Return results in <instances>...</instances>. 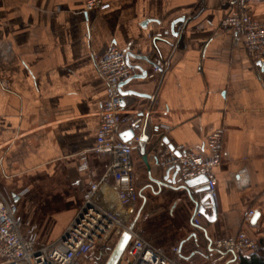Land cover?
<instances>
[{
	"label": "crops",
	"instance_id": "crops-1",
	"mask_svg": "<svg viewBox=\"0 0 264 264\" xmlns=\"http://www.w3.org/2000/svg\"><path fill=\"white\" fill-rule=\"evenodd\" d=\"M105 1L106 9L88 12L85 0H0V189L19 194L18 200L22 182L61 172L84 193L90 177L103 175L110 157L92 149L108 86L94 56L116 45L136 55L130 64L148 73L170 61L160 87L148 75L141 78L139 68L122 86L144 94L124 96L127 109L152 107L142 131L151 174L137 147L134 151L135 165L140 162L147 171L151 197L163 199L161 210L151 200L147 212L153 219L169 211L171 222L176 213L182 220L170 225L172 239L155 242L148 236L167 249L178 244L202 264L217 238L245 231L259 243L264 237V48L254 58L244 35L222 21L242 7L264 20V0ZM218 128L224 129V144L222 164L215 169L217 209L197 226L192 220L197 203L181 187L176 166H160L158 154L169 145H184L208 157L207 137ZM85 150L89 172L80 169ZM166 170L170 186H160L153 179L164 180ZM256 212L260 216L252 223Z\"/></svg>",
	"mask_w": 264,
	"mask_h": 264
},
{
	"label": "built area",
	"instance_id": "built-area-1",
	"mask_svg": "<svg viewBox=\"0 0 264 264\" xmlns=\"http://www.w3.org/2000/svg\"><path fill=\"white\" fill-rule=\"evenodd\" d=\"M108 6L105 0H85L88 12H100ZM222 26L244 35L249 52L258 59L264 48V20L255 19L242 7L241 10L233 9L222 21ZM94 60L108 86V97L100 111L96 145L92 149L98 156L110 157L105 171L98 179H88L76 214L56 239L47 242L40 239L38 225L21 215L19 194L7 195L0 189V264H99L100 251L110 244L116 245L124 232L130 233V240L117 264H202L192 256H185L178 244L168 249L155 244L143 226L150 218L146 210L143 209L131 228L140 198L134 151L152 107L127 109L122 104L125 98L122 84L132 74L126 51L111 45L103 53L96 54ZM169 67L168 60L156 64L148 77L156 80L160 87ZM261 83L264 87V78ZM157 96L155 91L150 101L154 103ZM127 130L134 133L130 140L123 136ZM207 144L211 151L208 157L184 145L167 146L158 154L160 166H178L184 182L201 175L206 177L203 183L192 187H206L196 194L198 204L192 220L197 226L204 214L213 215L217 209L219 192L215 169L222 164L224 129L212 131ZM88 153L86 150L81 153L80 169L86 172L90 170ZM74 183L80 184V179ZM257 248L258 240L245 231L223 236L213 240V254L208 257L207 264H240L246 252Z\"/></svg>",
	"mask_w": 264,
	"mask_h": 264
},
{
	"label": "rangeland",
	"instance_id": "rangeland-1",
	"mask_svg": "<svg viewBox=\"0 0 264 264\" xmlns=\"http://www.w3.org/2000/svg\"><path fill=\"white\" fill-rule=\"evenodd\" d=\"M136 169L137 180L140 186V198L138 199L137 210L144 204L143 209L147 211L146 207L152 206L153 202L151 200H157L158 204L155 208L161 210L163 199L160 197L153 199L150 191L146 188L148 176L145 167L138 162ZM82 196L83 190L77 188L71 181H65L64 175H61L60 172L57 176H42L40 181L38 179L22 182V197L18 199V205L21 215L26 221L38 225L40 239L47 242L56 239L60 235L70 221L74 210L79 208ZM160 212H157L153 219L150 216L143 224L146 233L155 242L157 237L172 239L174 234L171 233L170 225H174V222H182L177 213L174 222H171L169 211L162 215ZM159 224H167L168 226L165 230H159ZM114 247L113 243L100 251L99 264H106Z\"/></svg>",
	"mask_w": 264,
	"mask_h": 264
},
{
	"label": "water",
	"instance_id": "water-1",
	"mask_svg": "<svg viewBox=\"0 0 264 264\" xmlns=\"http://www.w3.org/2000/svg\"><path fill=\"white\" fill-rule=\"evenodd\" d=\"M132 56H136V55H134L131 52H127V59L129 61L130 67L132 69L133 68H139L143 72V75L141 76V78L147 77L148 72L146 70H144L140 66H135V65L130 64V57H132ZM137 57H142V58H145L146 60H149L147 57H143V56H137ZM122 86H123V84H122ZM122 94L124 96L129 95V94H135V95H138V96H144V94H142V93H138L136 91H124L123 89H122ZM122 104L125 105V100L122 101ZM133 134L134 133L131 130L125 132L123 134L124 139L125 140H130L131 137L133 136ZM147 141H148L147 136L143 135L142 138H141L140 143L137 146V149H138V152H139L140 156L142 157L143 161L147 164L149 173L151 174V166H150L149 161H148L149 160V155H148V152H147V149H146ZM169 147H172V146L169 145ZM176 168H177V170H179L178 166ZM169 171L170 170H166V174L164 176V180L165 181L164 180H156V179H153V180H155L160 186H170V184L167 182V181H169V179H168L169 178L168 177ZM150 177L152 178L151 175H150ZM205 180H206V177L201 175V176H198V177H196L194 179L187 180V181L184 182L183 185H181V187L188 189V191L192 195V199H194V201L197 204H198V201H197L196 197L194 196V194L196 195L199 192H203L204 190H206V187L202 186V187H199V188H196V189H193V190L191 188L196 186V185H198V184L203 183ZM143 208H144V204L138 210L136 218L131 223V228L134 227L136 221L138 220L140 214L143 211ZM259 216H260L259 212L254 213V215L252 216V219H251L252 223H256V221L258 220ZM129 240H130V233L129 232H124L122 234V236L120 237L119 241L117 242V244L115 245V247L113 249V252L110 255V257H109L108 261L106 262V264H117L120 256L122 255L123 251L125 250L128 242H129Z\"/></svg>",
	"mask_w": 264,
	"mask_h": 264
},
{
	"label": "trees",
	"instance_id": "trees-1",
	"mask_svg": "<svg viewBox=\"0 0 264 264\" xmlns=\"http://www.w3.org/2000/svg\"><path fill=\"white\" fill-rule=\"evenodd\" d=\"M240 264H264V237L259 240L257 250L243 255Z\"/></svg>",
	"mask_w": 264,
	"mask_h": 264
}]
</instances>
